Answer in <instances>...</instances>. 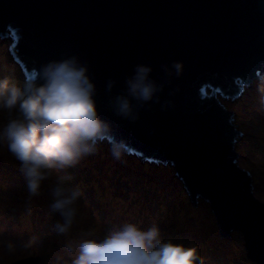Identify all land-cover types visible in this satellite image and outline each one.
<instances>
[{
  "label": "water",
  "instance_id": "1",
  "mask_svg": "<svg viewBox=\"0 0 264 264\" xmlns=\"http://www.w3.org/2000/svg\"><path fill=\"white\" fill-rule=\"evenodd\" d=\"M5 32L26 77L66 55L87 62L102 114L127 150L170 161L193 203L210 205L220 233H243L248 255L264 264L263 197L237 149L240 112L223 99L264 80V0H0ZM174 60L184 72L169 79L162 66ZM141 62L165 88L133 122L108 108L106 83L115 79L111 95L119 93Z\"/></svg>",
  "mask_w": 264,
  "mask_h": 264
},
{
  "label": "clouds",
  "instance_id": "2",
  "mask_svg": "<svg viewBox=\"0 0 264 264\" xmlns=\"http://www.w3.org/2000/svg\"><path fill=\"white\" fill-rule=\"evenodd\" d=\"M9 54L20 67L11 50ZM162 67L171 79L182 76L185 65L174 60ZM153 72L150 63L135 64L125 79L124 90L114 95L111 94L117 81L109 79L108 108L125 120H138L140 109L149 102L161 101L165 81L158 80ZM258 81L261 80L251 84L255 87L261 84L260 90L264 92V81ZM97 93L90 65L76 54L48 60L22 83L12 75H0V114H6V119L0 122V145L6 144L19 162L29 210L32 198L41 193L45 182L55 174L49 185L48 207L50 213L59 217L55 232L65 237L78 222L81 215L78 202L83 195L82 188L72 183L68 170L96 153L105 140L114 159L120 160L127 153V142L116 136L112 122L102 114ZM171 103L164 101L163 107ZM246 130L239 131L241 138ZM248 133L249 142L260 140L257 134ZM63 249L70 264H206L199 245L164 238L155 223L143 228L136 222H126L102 238L89 231L80 239H66Z\"/></svg>",
  "mask_w": 264,
  "mask_h": 264
},
{
  "label": "rangeland",
  "instance_id": "3",
  "mask_svg": "<svg viewBox=\"0 0 264 264\" xmlns=\"http://www.w3.org/2000/svg\"><path fill=\"white\" fill-rule=\"evenodd\" d=\"M11 45L12 42L5 32L3 37H0V50L7 47V49L3 50V56H0V62L4 60L0 64V75H12L18 78V82L22 83L26 78L25 67L20 65L17 68L11 64V69L5 70L1 68L8 62L10 63L11 59H6V55L10 53ZM11 63L14 62L12 61ZM259 86L255 87L254 84L250 83V86L245 87L246 90L239 95V98L221 97L231 105V110L240 112V114H237L239 131L243 125L248 127L242 138L239 135L240 140L243 141L240 144H243L244 150V153H241L242 166L243 169L252 170L254 196L263 197L264 203V92L260 90ZM241 98L243 99L242 101H240ZM249 109L253 110L249 111ZM257 109L259 112H257ZM5 119L6 114H0V122ZM247 131L257 134L261 141L256 139L258 144L249 142V133ZM0 148L7 149V146L6 144L0 145ZM0 159L6 162L5 165H0V207L3 213L8 214L0 215V257L13 252H21L18 257L14 258L12 256L7 262L9 263L27 254L40 253L42 254L39 260L40 264H50L49 260L52 257L54 264H70V257H66L68 256L67 254L58 255L61 251L57 250V247H59L60 243L63 245V242L69 238L58 235L55 232L54 225L57 215L50 213L49 207L45 204L37 203L39 202L37 199H32L29 210L27 205L28 193L24 178L19 171V162L8 150L4 154L0 151ZM124 160H117L114 163L115 165H113L116 166L114 170L113 168L115 167L111 166V162H105L103 159L101 162H95L96 166L99 167V171H84L83 174H77V177L73 179V184L80 186L83 190L80 203L89 208L92 213L90 219L87 213H82L81 220H78L73 227L76 236L71 239L82 238L87 229L88 232L93 230V234L97 238H102L116 228L115 226L119 223V220L125 218V214L134 215V212L140 215L139 223L136 218H133L132 221H135L143 228H148L154 223L158 224L162 230L163 237L168 238L164 233L170 232L172 228L179 227L174 219L180 218V216L185 217L182 208L191 204V208L196 210V213H203L204 204H206L211 211L210 205L204 203L202 198H200V202L193 203L184 183L176 175V169L170 161L159 160L154 163L156 166L161 163L164 164V170L160 171L161 168L159 167L160 169L151 175L153 177L149 178L148 172L150 169L133 168L132 165L134 163L132 162H135L134 160L131 161L128 158ZM71 170L69 169L68 172L71 173ZM54 179L55 174L45 182L41 193L38 195V197H45L41 200L46 202V204L51 201L49 185L54 182ZM160 190H163L164 193L159 195L157 192H160ZM93 191L97 193H93L91 196L88 195L89 192ZM45 192L49 194L44 195L43 193ZM48 198H50V201ZM108 200L118 202V206L108 205ZM184 200L188 202L185 204ZM102 208L104 209L102 210ZM185 210L187 216L190 217L186 208ZM96 214L99 215V219L96 218L95 221ZM212 215L214 216L213 213ZM2 217L3 219H1ZM185 222L190 224V228H182L180 232L174 233L173 236L171 234L169 238L199 245L201 252L205 256L206 264H250L240 255H232L234 248H238L239 251H245L246 254L248 253L243 233L234 230V233H229L225 236L218 229L222 240L223 236H225L230 238L232 242L230 245L221 247L219 242H212L213 237H215L212 228L208 231H195L192 229L194 226L197 227L195 223L200 224L202 222L198 219H187ZM183 224L181 223V225ZM202 224L205 225L204 223ZM200 232L202 234L199 235ZM207 236L209 238L204 239ZM201 237H203L202 241L200 240ZM209 239L210 243H205ZM209 246L219 249L221 252H216L215 255V252L212 251L209 255L205 252ZM207 255H209L208 258ZM254 264L259 263L255 260Z\"/></svg>",
  "mask_w": 264,
  "mask_h": 264
},
{
  "label": "trees",
  "instance_id": "4",
  "mask_svg": "<svg viewBox=\"0 0 264 264\" xmlns=\"http://www.w3.org/2000/svg\"><path fill=\"white\" fill-rule=\"evenodd\" d=\"M4 49H7V47H5V48H3V50ZM3 50H0V56H3ZM7 57H6V59H11L10 60V63L8 62V64H6L5 66H2L1 68L2 69H5V70H8L9 68L11 69L12 68V65H14V66H16L17 68L19 67L15 62H14V58L12 59V58H10L11 57V55L8 53L7 55H6ZM2 61H4V60H2ZM2 61L0 62V64L2 63ZM14 62V63H11V62ZM5 63V62H4ZM12 64V65H11ZM16 80L18 79L17 77L15 78ZM261 81H264V80H261ZM261 81H258L257 83H261ZM243 99H241V101H242ZM243 131H245L246 130V128L245 127H242L241 128ZM240 129V130H241ZM238 139V138H237ZM239 141V140H238ZM240 143H241V141H239ZM239 146V148H237V149H240V148H242V150H241V153H244V150H243V144H239L238 145ZM0 151H1V153H5L6 151H7V149H5V148H0ZM98 151H101L100 153H101V156H98V155H100V154H98ZM111 154H110V151H109V143L107 142L106 144H102V143H100L99 144V146H98V150H97V152H96V154L94 155V157L92 158V159H87V160H85V162H83L82 164L83 165H91L92 166V168L90 169V168H87L86 167V170L85 171H89V172H91L92 170H94V171H96L97 170V168H96V166H95V164H93L95 161H96V159H98L99 157H109ZM129 157V159L131 160V161H135V162H132V163H134L132 166H133V168H136V167H139V168H141V169H143V168H145V170L146 169H150V171L148 172V174L151 176L156 170H159L160 168H161V170L160 171H163L164 170V164H160L159 166H156V164H154V163H150V162H148V161H145V162H143L142 160H141V158H139V157H135V156H133V157H131L130 156V154L127 152L126 153V155H124L123 157H122V159H120V160H124V158H128ZM125 159V160H126ZM124 160V161H125ZM83 165H81V166H83ZM160 167V168H159ZM83 174V173H82ZM150 178V177H149ZM164 192H163V190H160V192H157V194H163ZM44 195H47V194H49V193H47V192H45V193H43ZM42 198H44V197H38V196H36V197H34V199H37V200H39L40 201V199H42ZM49 199V201H50V198H48ZM203 200V199H202ZM180 201H182V199H180ZM185 201V204L188 202V201H186V200H184ZM203 202L204 203H207L206 201H204L203 200ZM50 203V202H49ZM49 203H48V205H49ZM17 205H20V204H17ZM79 206L81 207V205L79 204ZM178 208V207H177ZM185 208L187 209V212H189V215H190V219L191 218H194L195 220H199L200 222H202V223H204L205 225H203L202 223H195L196 225H197V227L196 226H194V227H192V229H194L195 231L196 230H203V231H208L210 228H212L213 229V232H214V234H215V237H213L214 239H213V241L212 242H215V241H217V242H219L220 244L221 243H223V244H221V247H223V246H225V245H230V244H232V242H231V239L230 238H226V237H223V240H222V238H221V236H220V234H219V228H218V224H217V222H216V219L214 218V216L212 215V213H211V211H210V209H208V206L206 205V204H204V208H203V213H201V212H198V213H196V210H193L192 208H191V204H189V205H187V207H184V208H182V212H183V214H185V217L184 218H182V219H185V220H187L189 217L187 216V214H186V210H185ZM179 209V208H178ZM192 209V210H191ZM181 217H183V216H181ZM57 219H58V215H57V218H56V221H57ZM176 223H178V222H176ZM176 225H178L179 227H175V228H172V230H170V233L172 234V236L174 235V233H178V232H180V230H182V228H185V229H189V228H186V227H188L187 225L186 226H183V225H181V223L179 224H176ZM185 225V224H184ZM208 226H211V227H208ZM92 233H94V231L93 230H90ZM173 232V233H172ZM200 234H202V232H200L199 233V235ZM164 235H166L167 237H169V233H164ZM84 236V235H83ZM207 238H209L208 236L207 237H205L204 239H207ZM200 240L202 241L203 240V237H201L200 238ZM178 241H182V240H178ZM190 242H191V240H190ZM205 243H210V239L208 240V241H205ZM57 247V246H56ZM58 249L57 250H60L61 252H60V254H58V255H61V254H63V255H66V253H65V251H64V249H63V245L60 243V245H59V247H57ZM215 252V255H216V252H218V253H220L221 251L219 250V249H215V248H213V247H210L209 246V248H207V251H205L206 253H208L209 255H210V252ZM57 252V251H56ZM56 256H58L56 253H54ZM209 255H207V258L209 257ZM232 255H236V256H238V255H240L241 257H243V258H245V260L248 262V263H250V264H254L255 263V261L252 259V258H250L247 254H246V252L245 251H242V250H238V248H234V252H233V254ZM226 256H228V254H226ZM66 257H69V256H66ZM49 263L50 264H54V262H53V257L49 260Z\"/></svg>",
  "mask_w": 264,
  "mask_h": 264
},
{
  "label": "bare ground",
  "instance_id": "5",
  "mask_svg": "<svg viewBox=\"0 0 264 264\" xmlns=\"http://www.w3.org/2000/svg\"><path fill=\"white\" fill-rule=\"evenodd\" d=\"M7 33V32H6ZM0 37H3V35L2 34H0ZM25 71V74L27 75V71L26 70H24ZM45 198V197H44ZM32 199H34V197L32 198ZM43 199V198H42ZM40 202H43L41 199H40ZM108 205H110V206H115V207H117L118 206V202H114V201H112V200H108ZM79 206V205H78ZM79 208H80V213H81V215H82V213H87L88 214V211L87 210H85L84 208H82V207H80L79 206ZM175 212H176V210H175ZM4 215H8L7 213H3ZM80 215V217H79V219L78 220H81V218H82V216ZM138 215L139 214H136L135 212H134V215H132V214H125V219H128V220H132L133 218H137L138 217ZM59 218V217H58ZM182 218H184V217H181L180 216V218H177V219H174L175 220V223L176 222H178L179 224L180 223H184L183 224V226H188L187 228H190L189 226H190V224L189 223H186L185 222V219H182ZM1 219H3V217L1 218ZM189 220H195L194 218H191L190 219V217L188 218ZM98 223V222H97ZM16 228V227H15ZM75 236H76V234H75V231H74V229H72V232L69 234V236L67 237V238H75ZM19 254H21V253H12V255H8V256H5L4 258H2L1 260H0V262L2 261L3 263H6L8 260H10V258L12 257V256H14V257H16V256H19Z\"/></svg>",
  "mask_w": 264,
  "mask_h": 264
}]
</instances>
